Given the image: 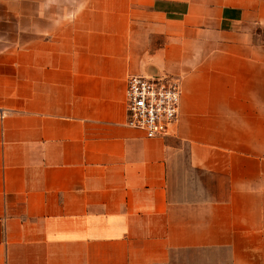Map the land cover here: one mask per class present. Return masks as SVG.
I'll return each instance as SVG.
<instances>
[{"label":"crops","instance_id":"0c3cea01","mask_svg":"<svg viewBox=\"0 0 264 264\" xmlns=\"http://www.w3.org/2000/svg\"><path fill=\"white\" fill-rule=\"evenodd\" d=\"M0 264H264V0H0Z\"/></svg>","mask_w":264,"mask_h":264},{"label":"built area","instance_id":"2783aa9c","mask_svg":"<svg viewBox=\"0 0 264 264\" xmlns=\"http://www.w3.org/2000/svg\"><path fill=\"white\" fill-rule=\"evenodd\" d=\"M182 83L178 77L131 76L126 87L127 126L148 139L169 134L180 113Z\"/></svg>","mask_w":264,"mask_h":264}]
</instances>
